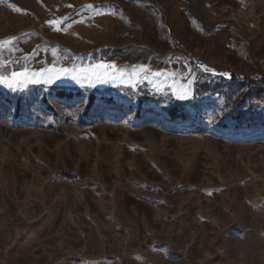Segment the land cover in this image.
<instances>
[{
	"label": "rangeland",
	"instance_id": "rangeland-1",
	"mask_svg": "<svg viewBox=\"0 0 264 264\" xmlns=\"http://www.w3.org/2000/svg\"><path fill=\"white\" fill-rule=\"evenodd\" d=\"M261 78L264 0H0V264H264Z\"/></svg>",
	"mask_w": 264,
	"mask_h": 264
},
{
	"label": "trees",
	"instance_id": "trees-1",
	"mask_svg": "<svg viewBox=\"0 0 264 264\" xmlns=\"http://www.w3.org/2000/svg\"><path fill=\"white\" fill-rule=\"evenodd\" d=\"M230 80L232 82H236V81H246V80H249V78L247 77H241V76H238L237 74L231 72L230 73ZM260 85L258 86L256 84V86L262 90L264 92V78H261L260 80H258ZM255 85V83H252ZM202 88V89H211L209 87V85L207 83L203 84L202 86H200V84H197L196 85V90L199 92V89ZM81 95L80 93L75 95L74 94H65V92L61 91V92H58L57 96H59L60 98H67V99H73V97H77ZM87 97H88V102H87V105H86V115L88 113L91 112L94 104L96 103V101L98 100L96 94L94 93H88L87 94ZM100 100H102L105 104H114V100H110L106 97H101ZM142 105H143V102L142 101H139L138 102V111H137V114L139 115L140 114V111L142 110ZM167 113L168 115L172 118V119H178V118H182V119H185L186 118V111H185V108L183 107L182 103L181 102H177L175 100H169L167 102ZM81 125H85V126H89L91 125L89 122H86V120H81ZM46 129H49V130H54V131H59V132H64L65 131V128H61V127H53V126H48Z\"/></svg>",
	"mask_w": 264,
	"mask_h": 264
},
{
	"label": "snow or ice",
	"instance_id": "snow-or-ice-1",
	"mask_svg": "<svg viewBox=\"0 0 264 264\" xmlns=\"http://www.w3.org/2000/svg\"><path fill=\"white\" fill-rule=\"evenodd\" d=\"M13 75H15V73ZM225 75H228V74H225Z\"/></svg>",
	"mask_w": 264,
	"mask_h": 264
}]
</instances>
